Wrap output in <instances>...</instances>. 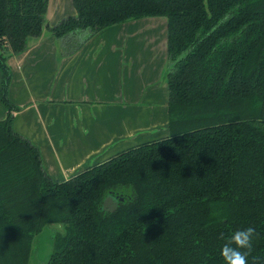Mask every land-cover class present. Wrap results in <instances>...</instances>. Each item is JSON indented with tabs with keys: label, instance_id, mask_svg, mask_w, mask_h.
<instances>
[{
	"label": "trees",
	"instance_id": "16d2710c",
	"mask_svg": "<svg viewBox=\"0 0 264 264\" xmlns=\"http://www.w3.org/2000/svg\"><path fill=\"white\" fill-rule=\"evenodd\" d=\"M72 5L56 38L166 18L168 136L52 180L5 93L6 59L40 36L48 0H0V264H29L51 223L63 230L47 264H224L223 245L249 227L247 264H264V0Z\"/></svg>",
	"mask_w": 264,
	"mask_h": 264
},
{
	"label": "crops",
	"instance_id": "0c3cea01",
	"mask_svg": "<svg viewBox=\"0 0 264 264\" xmlns=\"http://www.w3.org/2000/svg\"><path fill=\"white\" fill-rule=\"evenodd\" d=\"M64 1L50 0L55 5H50L49 19L58 20ZM50 10L55 13L49 15ZM47 26L40 36L28 38L23 52L6 59L5 93L14 107L13 130L38 147L52 180H66L131 147L168 136L165 17L108 26L90 39L79 33L60 38L61 43L72 41L69 46H59ZM1 87L0 72L3 120L8 109Z\"/></svg>",
	"mask_w": 264,
	"mask_h": 264
},
{
	"label": "rangeland",
	"instance_id": "374dc122",
	"mask_svg": "<svg viewBox=\"0 0 264 264\" xmlns=\"http://www.w3.org/2000/svg\"><path fill=\"white\" fill-rule=\"evenodd\" d=\"M50 0L48 1V8H47V13L45 16V25L49 24V27H52L54 25H56L61 19L69 16V15H73L75 13L74 8L72 6L71 0H65L63 3H65L66 5L63 6L62 9H59L57 12V16L58 17L57 21H53L55 19L53 18H48V11L51 5V9H53L52 5H55L53 3L50 2ZM55 13L53 10H50L49 15ZM48 27V26H47ZM48 27V29H49ZM50 31V30H49ZM51 32V31H50ZM87 32V31H86ZM97 33V32H96ZM96 33H93L92 35L88 36L87 33H81V36H84L83 38L86 39H90L92 37H94L96 35ZM56 42L59 44V46H69V44L72 42H68V43H61V39L60 38H56ZM78 41V40H76ZM80 44V42H76L75 45ZM72 45V44H71ZM1 75H3L2 71L0 70ZM62 225L61 224H55V223H51V224H47L43 227L42 231L40 233H38L37 235L34 236V241H33V248H32V254H31V258H30V262L29 264H47V261L49 259V255L52 251V241H53V236L59 232L62 231Z\"/></svg>",
	"mask_w": 264,
	"mask_h": 264
},
{
	"label": "clouds",
	"instance_id": "9594fccd",
	"mask_svg": "<svg viewBox=\"0 0 264 264\" xmlns=\"http://www.w3.org/2000/svg\"><path fill=\"white\" fill-rule=\"evenodd\" d=\"M255 230L251 227L235 231L221 249L224 264H247V249Z\"/></svg>",
	"mask_w": 264,
	"mask_h": 264
}]
</instances>
